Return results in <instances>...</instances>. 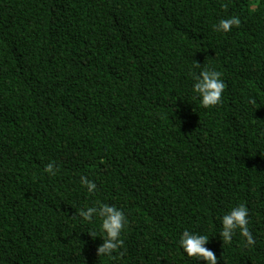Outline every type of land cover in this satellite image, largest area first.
<instances>
[{"label": "trees", "instance_id": "16d2710c", "mask_svg": "<svg viewBox=\"0 0 264 264\" xmlns=\"http://www.w3.org/2000/svg\"><path fill=\"white\" fill-rule=\"evenodd\" d=\"M97 202L125 213L123 256L96 254L77 213ZM239 203L253 245L219 237ZM185 229L217 264H264V0H0V264H204Z\"/></svg>", "mask_w": 264, "mask_h": 264}, {"label": "clouds", "instance_id": "9594fccd", "mask_svg": "<svg viewBox=\"0 0 264 264\" xmlns=\"http://www.w3.org/2000/svg\"><path fill=\"white\" fill-rule=\"evenodd\" d=\"M241 21L239 16L231 15L221 18L214 25V30L220 33H227L233 27H238ZM225 83L221 78V73L209 67L201 68L198 75L194 77L191 86L194 97L199 100V105L203 108H210L221 102L222 93ZM250 103L255 104L252 100ZM44 171L49 176L56 174V167L53 162L44 166ZM80 185L86 188L89 194H94L97 185L85 176L80 177ZM78 216L83 222L92 223L99 220V235L95 231L89 232L92 237H99L102 243L97 247L96 254L102 257H112L115 253L117 256H123L121 251L124 241L121 238L123 230L127 226V218L122 209L115 205L100 203L92 206H84L78 210ZM220 231L219 237L223 244L232 242L233 237L237 234L241 236L247 245L255 243L252 232L249 230L248 208L239 203L231 207L227 212L219 217ZM209 236L185 229L179 237L178 244L182 252L189 258H196L198 261H204V264H217V256L214 252L206 247Z\"/></svg>", "mask_w": 264, "mask_h": 264}]
</instances>
